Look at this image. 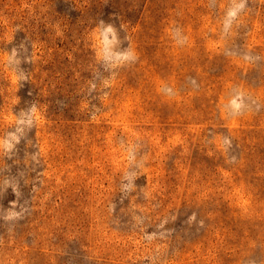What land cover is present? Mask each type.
Instances as JSON below:
<instances>
[{"label": "rangeland", "instance_id": "374dc122", "mask_svg": "<svg viewBox=\"0 0 264 264\" xmlns=\"http://www.w3.org/2000/svg\"><path fill=\"white\" fill-rule=\"evenodd\" d=\"M0 264H264V0H0Z\"/></svg>", "mask_w": 264, "mask_h": 264}, {"label": "clouds", "instance_id": "9594fccd", "mask_svg": "<svg viewBox=\"0 0 264 264\" xmlns=\"http://www.w3.org/2000/svg\"><path fill=\"white\" fill-rule=\"evenodd\" d=\"M93 40L98 60L111 63L113 68L135 60V53L132 50H129L126 53H116L113 51V48L119 44V40L115 29L111 26H107L103 29V31L97 29L93 35ZM238 107V105H234V110L238 109ZM39 119L40 117L38 111L33 108L31 117L28 120L29 125H31L34 120L38 121ZM18 123H24V121L20 120ZM12 139L17 140L18 142L16 136H12ZM3 146L9 149L12 147V145L7 142H4Z\"/></svg>", "mask_w": 264, "mask_h": 264}]
</instances>
